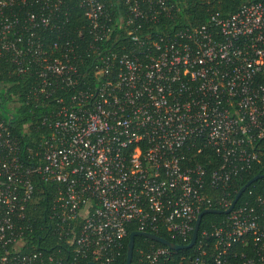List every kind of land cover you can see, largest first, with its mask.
Returning <instances> with one entry per match:
<instances>
[{
	"label": "built area",
	"instance_id": "obj_1",
	"mask_svg": "<svg viewBox=\"0 0 264 264\" xmlns=\"http://www.w3.org/2000/svg\"><path fill=\"white\" fill-rule=\"evenodd\" d=\"M67 1L82 10V48L61 37ZM180 2L121 0L122 34L107 43L104 0H0V74L27 78L23 102L36 110L16 132V104L0 108V264L53 261L22 249L35 182L55 185L49 219L73 235L55 264H112L129 225L185 246L201 211L228 208L231 183L259 162L264 141V5L159 27ZM246 194L198 227L189 254L144 244L135 264H264V185Z\"/></svg>",
	"mask_w": 264,
	"mask_h": 264
},
{
	"label": "trees",
	"instance_id": "obj_2",
	"mask_svg": "<svg viewBox=\"0 0 264 264\" xmlns=\"http://www.w3.org/2000/svg\"><path fill=\"white\" fill-rule=\"evenodd\" d=\"M167 2H173V0H166ZM180 4H177L176 12L173 10L174 18L170 22H163L159 24V27L162 29L170 30L173 28H179L180 26H187L188 24L197 25L205 24L208 18V15L213 13H218L220 16H226L234 12L238 6L243 3L254 2L261 3L264 5V0H180ZM105 10L110 14L109 24L113 26L112 39L107 41V43H112L121 36L122 30L117 28V22L125 19L124 8L121 5V0H104ZM66 23L63 26V31L66 33L61 36L62 38L73 39L76 44H79L82 48L88 41V37L85 34L84 26L85 21L82 14V10L74 5V3L67 1L66 2ZM185 17V18H184ZM116 26V27H115ZM81 29V34L77 35V30ZM117 35V36H116ZM120 39V38H119ZM124 42V39H122ZM110 46V45H109ZM0 83H7L6 87L0 88V108L3 112L6 111V107L9 103H15L16 108L13 109L11 114V119L8 120L9 124H12L18 132L20 130V125L30 123L33 121V116L36 113V110L30 112V105L23 102V93L28 87L27 78L25 77H6L4 73L0 74ZM2 91L5 92L3 95ZM14 97V100L11 98ZM9 111V110H8ZM20 139V144L22 147H25L28 144L29 135L18 134ZM260 160L257 164H253L250 170L245 173H241L240 180L235 179L231 183L230 187V198L232 199L236 191L245 184L249 179L256 175H264V141L260 142ZM210 155V153H208ZM210 159L212 156L210 155ZM201 163V162H200ZM206 171L214 168L210 165H204ZM264 185V178L259 179L251 183L246 189L245 192L239 197L238 202L242 201H251L252 199L247 198L246 191L250 190L253 194H259L262 192V187ZM35 195L33 209L28 214V221L32 227L31 233H27L25 247L22 248L23 251H34L41 254V257L44 259L47 256L52 258V262H46L45 264H55V259L61 257L66 259L71 255V250L73 246L69 243H65L63 240L66 238H72L73 235L68 233V235L61 236L57 228L54 226L52 219H49L51 214V204L50 200L52 198L55 185L48 184L44 185L38 182H35ZM215 190L206 189V193L209 195H214ZM224 216L221 214H205L202 216L199 223V232L208 228L210 224H216ZM74 230L73 232H75ZM134 232V226L129 225L126 228V236L122 240V250L119 257L112 264H124L125 262V249L128 240V235ZM160 238L170 241L171 243H177L174 240H170L164 233L157 234ZM144 244H153L157 246L158 244L152 243L146 240L143 237H134L133 239V251L130 264L136 263L137 248L142 247ZM232 251L235 253H245L246 248H242L239 245H234ZM190 251L180 250L176 252V255H186ZM230 254V253H229ZM90 259L85 258L79 260L77 264H86L89 263Z\"/></svg>",
	"mask_w": 264,
	"mask_h": 264
},
{
	"label": "water",
	"instance_id": "obj_3",
	"mask_svg": "<svg viewBox=\"0 0 264 264\" xmlns=\"http://www.w3.org/2000/svg\"><path fill=\"white\" fill-rule=\"evenodd\" d=\"M264 178V175H256L254 177H252L251 179H249L247 182H245V184L243 186H241L236 193L234 194L230 205L228 206V208L225 211H219V210H214V209H210V210H203L201 211L197 216L196 219L194 221L193 224V230H192V234H191V238L190 241L187 245L185 246H177L171 242H168L167 240H164L162 238H159L155 235L152 234H148V233H139V232H131L128 235V240H127V244H126V249H125V262L124 264H130L131 263V258H132V251H133V239L134 237H143L147 240H150L152 242H155L159 245L165 246L167 247L169 250L171 251H179V250H186L191 248V246L194 243V240L196 238V233L199 227V223L200 220L202 218L203 215L205 214H223L226 215L229 213V211L232 209L233 205L235 204V202L239 199V197L242 195V193L245 191V189L254 181L259 180ZM86 264H94L93 262H89Z\"/></svg>",
	"mask_w": 264,
	"mask_h": 264
}]
</instances>
